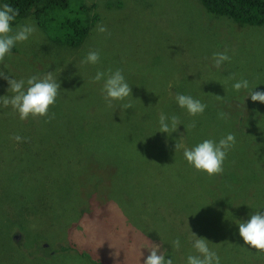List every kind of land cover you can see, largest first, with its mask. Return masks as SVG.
<instances>
[{"label": "rangeland", "instance_id": "1", "mask_svg": "<svg viewBox=\"0 0 264 264\" xmlns=\"http://www.w3.org/2000/svg\"><path fill=\"white\" fill-rule=\"evenodd\" d=\"M68 1L69 9L76 7L81 14L98 18L79 46L71 48L57 45L50 40L48 32L45 33L34 20L25 17L20 23L32 22L36 26L34 36L29 41L18 44L10 56L0 60V73L20 78L52 71L57 74L61 87L56 103L50 106L47 117H29L21 121L10 107H0V204L11 203L14 191L35 188L45 169L44 166L21 154L20 143L12 139L16 135L15 129L24 131L27 126H34V128L58 126L59 128L68 127L71 124H81L85 127H109L112 121H116L111 120V117L126 110L129 112L126 119L130 124L139 125L140 120L142 122L140 117L148 100L138 99L132 94L126 101L131 104L128 109L119 110L116 105L107 106L101 96L100 82H93L91 79L97 70L120 68L130 84L131 92H134V87L139 92H164L165 98L169 97L171 100L168 108L170 113L178 115L185 125L193 123L195 125L188 128L185 133L187 145L205 137L214 138V133L218 138L220 135L216 133L215 127L218 121L226 122V125L230 122H233V125L234 123L235 125L248 124L250 128L249 120H241L235 115L240 111H243L247 117L256 113L260 118V128L264 126V103L257 101L259 106L255 107L256 101L246 97L247 93L244 90L237 93L231 87L233 78H246L250 85H256L253 91H264V25L247 26L230 17L209 13L200 0H142L144 5L139 0H119L123 2L121 6H117L115 0ZM79 6H81L80 9ZM62 15L56 13L57 17ZM97 25H103L106 32H98ZM50 29L58 30L57 27ZM213 35L219 40V48L210 40ZM89 50H99L101 59L97 65L80 63ZM225 50L231 59L217 69L212 65V54ZM6 89L7 81L0 77V95L7 94ZM167 92H171V96ZM174 92L188 93L207 104L205 112L200 115L201 118L190 117L178 109L173 99L176 95ZM151 105L154 107L155 104ZM72 108L79 109L75 117L70 115ZM113 108L117 111L113 112ZM220 112L225 113V119L218 118ZM125 125L127 124L120 123L117 126L118 131ZM179 127V132H184L183 125ZM25 135L29 137L27 132ZM258 140L255 134L249 135L245 132L238 141L236 139V146L229 152L228 161H231L235 168L231 171L224 169L238 174V180L226 179L220 182L212 176L209 184L210 177L196 173L188 167L182 158L181 151L176 152L174 164L160 171L158 179L173 176L186 183L183 196L193 204L200 200L204 203L209 201V204H212L221 198L214 206L217 210L215 217L218 228L219 230L227 229L228 235L242 243L233 220L247 219L249 213H244L243 210L264 206V148L261 145L262 140ZM87 142L96 147V157L111 154L101 150L93 136L89 135ZM154 146L147 158L137 162L139 165L137 171L123 173L128 178L127 182L120 183L117 175H113V181L110 182L109 176L99 167L94 168L99 179H93L91 169L82 164L84 174L71 169L69 177L71 184L69 182L68 186L62 190L63 207L66 211L78 208V205L82 207L89 205L91 210L96 209V214L101 218L102 229L94 235L98 233L108 235L106 246H116L121 240L120 234L123 233V229L125 232L135 234L138 243L133 244L136 241L121 243L122 251L130 250L128 257L120 255V252L111 256L108 249L103 247L104 254L114 263L119 261L121 264H135L133 260L135 253L132 252L134 248L139 251L137 253L139 256L141 253L143 258L147 255V250L141 248L149 245L143 238L142 228L150 229L152 223L157 221L148 220L149 214L146 217L148 207L151 206L147 203H139L149 186L148 176L152 173L149 168H154L156 171L154 163L157 160L153 161L149 158L165 157L163 150L159 146L154 149ZM17 175L19 180L16 179ZM80 178H83V181L80 194H77L73 192V189ZM104 184L105 189H103ZM55 185L56 182H53L52 186ZM58 186L62 187L59 181ZM252 188H258L259 191ZM69 189L73 192L71 195H69ZM92 189H95L101 197L94 196L88 199L83 196L86 190ZM120 189L136 194V199L124 200V197L119 195ZM32 191L37 199L36 192ZM106 193L108 195H105ZM76 197L78 205L75 204ZM109 198L113 200L121 198L122 206H126L131 219L141 228L129 222V224H121L119 231L117 227L121 220L114 218L112 210L120 214L124 212L119 207L116 208L117 200L113 202ZM128 205L139 206L144 212V218L142 215V218H138L139 210H130ZM231 206L236 207L237 210L234 218H228L226 215ZM0 210H8V206L1 205ZM152 210L151 207L149 211ZM110 217L114 218L112 223L117 224H107L104 219ZM193 221L197 222V217ZM176 226L178 229L187 230V220H184L182 225L179 223ZM136 230L141 234H136ZM221 232L224 233V231ZM143 233L145 235V232ZM65 234L62 228L55 230L57 238ZM233 238L229 237V240L232 241ZM53 247H59L58 242H54ZM2 254L4 252L0 251V257ZM5 255L8 256V254ZM38 257L39 255L34 256L36 260ZM232 258L239 259V262L243 264H264V252L254 249H244ZM63 259L65 264H89L81 262V258H77L74 253L69 259ZM175 261L179 264L177 260ZM139 264H143V260Z\"/></svg>", "mask_w": 264, "mask_h": 264}, {"label": "trees", "instance_id": "2", "mask_svg": "<svg viewBox=\"0 0 264 264\" xmlns=\"http://www.w3.org/2000/svg\"><path fill=\"white\" fill-rule=\"evenodd\" d=\"M0 2L8 3L18 11L17 22L29 17L45 33H49L50 40L65 47L79 46L98 20L97 16L90 17L81 14L76 7H74L76 9H69L68 0H0ZM200 2L209 13L230 17L247 26L264 25V0H200ZM115 3L117 6L123 4L119 0H115ZM141 4L144 5L145 3L141 2ZM78 8L80 9L81 6ZM56 13H60V15L63 13V15L57 17ZM56 27L58 30L50 29ZM210 40L219 48V40L216 36H211ZM14 50L15 48L12 52ZM131 93L138 99L146 98L148 100L145 102L146 107L141 114L142 122L140 120L139 125H132L127 121L126 116L129 112L126 110V112H118L112 116L111 120L116 121H112L109 127H85L81 124H71L68 127L61 126L59 128L58 126L44 128L27 126L24 131L15 129L16 135H23L19 142L21 154L40 166H44L45 169L35 188L14 191L11 203L0 204V206H8V210H0V251L4 252L0 257V264H65L63 258L69 259L73 253L77 258H81V262L89 264H121L119 261L117 263L112 262L102 249H104L103 247L107 248L111 256L120 252V255L128 257L130 250L122 251L121 243L127 244L129 241H136L135 234L125 232L123 229V233L120 234L121 240L117 242V245L106 246L105 244L109 239L108 235L104 233L94 235L102 229L101 218L96 214V209L91 210L89 205L79 206V203H76L77 196L75 204L78 205V208L66 211L63 207L64 195L62 190L68 186L69 182L71 184V180H69L71 169L84 174L85 170L82 164L91 169L93 179H99V175L94 170L95 167H99L104 174L109 176L110 182L113 181V175H117L120 183L127 182L128 178L123 173L137 171L139 169L137 162L150 155L153 145H155L154 149L159 146L165 157L161 159L149 158L153 161L157 160L154 163L156 171L154 168H149L152 172L148 176L149 186L139 203H147L151 206L153 210L149 211L151 207H148L146 217L149 214L148 220L155 219L157 221L152 223L150 229L142 228L145 232V235L143 232L142 234L146 244H160L161 249L167 248L169 254L173 255L174 264H177L175 260L179 264H184L183 258L189 250V237L193 232L197 236L210 240V247H214L221 256V264H243L239 262V259L232 257L237 255V252L249 249L242 246L239 240L234 239L230 234L228 235L227 229L219 230L218 228V221L215 217L217 210L214 206L221 198L212 204H209V201L204 203L203 200L193 204L183 196V188L186 183L173 176L158 179L160 171L174 164L176 152H180L175 151L174 147L178 133L168 136L159 131L156 132L159 114L161 112L171 114L168 110L171 100L169 97L165 98L164 92H139L134 87V92ZM167 93L171 96V92ZM150 104L155 105L153 107ZM115 105L114 103L113 106ZM172 105L174 106L173 101ZM254 105L258 107L259 103L256 101ZM116 108L122 109L118 105ZM57 111L58 109L54 115ZM116 111L113 108V112ZM70 112V115L75 117L79 113V109L72 108ZM235 115L241 120H249L251 127L249 128L248 124L242 123L238 125L234 123L233 125V122L226 125V122L218 121L215 126L216 133L220 135L218 138L227 132H232L238 141L247 132L249 135L255 134L256 138L259 139L258 141L262 140L261 145L264 148V126L260 128V118L257 114L252 113L247 117L243 111H240ZM200 118L199 116L197 119ZM120 123L127 125L118 131L117 126ZM178 129L180 130L179 126ZM26 132L29 137L25 135ZM89 135L97 140L101 150L111 152V154L96 157V147L87 142ZM214 138H216L215 133ZM149 144L150 146H148ZM229 159L230 157L227 156L223 165V172L214 175L217 181L238 180L239 175L230 172L234 170L235 165L228 161ZM211 178L212 176L209 178V184ZM16 179L19 180L18 175ZM58 181L62 187L58 186ZM82 181L83 178H80L75 188H72L73 192L80 194ZM53 182H56L55 186H52ZM144 183H147L146 180ZM166 186L169 187L161 191ZM105 188L106 185L104 184L103 189ZM252 189L259 191L258 188ZM32 190L36 192L37 199ZM73 192L69 189V195ZM107 193L105 195H108ZM119 195L123 196L124 200H134L137 197L136 194L126 189H120ZM83 196L88 199L94 196L101 197L95 189L86 190ZM105 197L108 198V196ZM109 199L113 202L117 200L115 202L116 208L119 207L124 212L120 214L112 210L115 215L114 218L121 220L117 227L119 231L121 224H129V222L139 227L131 219L126 206H122L121 198ZM128 207L130 210L138 209V218H144V212L139 206L130 207L128 205ZM253 209H246L243 212L250 213ZM210 212L212 214H209ZM236 212V207L231 206L226 215L228 218H234ZM196 217L197 222H194ZM114 218L110 217L104 220L109 225L117 224L112 223ZM184 220H187V230L178 229L176 225L179 223L182 225ZM59 228H62L66 234L57 238L55 230ZM135 232L141 234L138 230ZM229 237L234 240H229ZM176 238L181 240V247L179 249L170 248V242ZM54 242H58L59 247L54 248ZM132 252L135 253L133 259L135 264H139L143 257L137 254L139 251L136 248ZM35 255H39L38 260L34 258ZM56 259L57 261H55Z\"/></svg>", "mask_w": 264, "mask_h": 264}, {"label": "clouds", "instance_id": "3", "mask_svg": "<svg viewBox=\"0 0 264 264\" xmlns=\"http://www.w3.org/2000/svg\"><path fill=\"white\" fill-rule=\"evenodd\" d=\"M17 16L18 11L15 8L8 3L0 2V60L10 56L13 48L29 41L36 32V26L32 22H17ZM96 30L100 33L106 32L103 25H97ZM100 59L99 50H89L80 63L97 65ZM230 59L227 50L215 52L212 54V65L220 69ZM0 77L7 81V94L0 95V107H10L21 121L29 117H47L49 108L56 103L61 88L57 74L52 71L20 78L0 73ZM91 79L93 82L101 83V96L107 106L112 107L115 103L123 109L131 107V104L126 102L132 95L131 87L120 68L97 70ZM231 87L237 93L244 90L247 93L246 97H250L252 101L264 103V91H253L256 85H250L246 78H233ZM173 99L176 107L190 117L202 115L207 108V104L201 99L190 94L177 92ZM218 118L225 119V113H218ZM180 125H183L184 132H179ZM194 126V123L185 125L176 114L161 112L157 119L156 132L168 136L178 133L175 151L182 152L184 162L194 172L209 177L222 173L224 162L236 144L235 135L227 132L219 138H202L187 145L184 142L185 133L188 128ZM12 139L20 142L22 137L15 135ZM233 222L243 246L264 252V206L255 207L247 219H235ZM169 245L170 248L179 249L181 240L176 238ZM189 245V250L183 258L184 264H221V256L214 247H210V240L207 238L192 232ZM141 248L148 252L143 258V264H174L173 255L169 254L167 248L161 249L160 244L145 245Z\"/></svg>", "mask_w": 264, "mask_h": 264}]
</instances>
